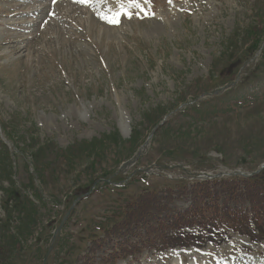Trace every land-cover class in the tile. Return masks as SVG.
<instances>
[{"label": "rangeland", "instance_id": "374dc122", "mask_svg": "<svg viewBox=\"0 0 264 264\" xmlns=\"http://www.w3.org/2000/svg\"><path fill=\"white\" fill-rule=\"evenodd\" d=\"M122 3L131 18L110 22ZM141 3L0 0V264H103L115 241L140 249L113 264H264V239L232 229L106 232L152 191L161 211L190 206L192 185L160 193L167 168L264 172V0Z\"/></svg>", "mask_w": 264, "mask_h": 264}, {"label": "trees", "instance_id": "16d2710c", "mask_svg": "<svg viewBox=\"0 0 264 264\" xmlns=\"http://www.w3.org/2000/svg\"><path fill=\"white\" fill-rule=\"evenodd\" d=\"M238 182L239 184H235ZM209 182L196 183L191 187L184 185H177L176 188H166L170 193L181 194L180 190H185V188H192L190 191L191 203L186 209H180L179 211H161V207L167 204L168 194L162 195L158 194L156 191H152L151 200L148 199L149 195L142 197V203L140 209L137 204L130 205V207H125L123 215L120 220L113 224L111 229H107L106 232L110 237L118 238L124 236L125 234H119L125 228H129V233L137 228L144 229V236L146 239H150L151 234L154 232L156 234L158 227L146 226L145 220L151 219L155 220V225H160V235L165 238L169 234H176L181 236L185 244H192L197 242V240L202 241V237L206 241L211 240L212 236L215 234L214 230L217 228L222 229H232L235 232H239L242 235H247L249 239L256 242L258 239H264V230L261 226L262 221H264V172L261 174L253 175L249 178H232V179H216L214 185H219L216 191L208 186ZM242 184L243 187L241 191L239 185ZM160 190V193L163 191ZM159 195L160 198H157ZM177 196V195H175ZM174 196V197H175ZM244 198L247 200L248 204L238 203L243 201ZM236 202V204L230 206L227 201ZM157 208L154 215L148 218H144L150 212L154 211L150 207V202L154 201ZM161 211V212H159ZM167 213V214H164ZM163 215V216H162ZM175 215V217H172ZM162 216V217H161ZM202 227L200 231L196 229L195 231L201 233L198 235L191 234L188 231H183L185 227ZM256 229V230H255ZM227 235V234H222ZM159 237V236H158ZM260 237V238H259ZM190 239V240H188ZM172 242V241H171ZM216 244H220L219 241L215 240ZM144 245H148L144 243ZM110 246L109 248H106ZM170 246V245H169ZM160 248H167L165 245L154 246ZM105 251L103 252V258L101 261L103 264H113L115 259L120 255L123 256L131 254L133 250L140 249L137 246L129 242H119L107 244L104 246ZM100 249V248H98ZM97 249V250H98ZM93 256L95 253L92 252Z\"/></svg>", "mask_w": 264, "mask_h": 264}, {"label": "snow or ice", "instance_id": "6c2138e0", "mask_svg": "<svg viewBox=\"0 0 264 264\" xmlns=\"http://www.w3.org/2000/svg\"><path fill=\"white\" fill-rule=\"evenodd\" d=\"M145 3L149 2V0H144ZM169 2H171V0H169ZM127 3L132 5L133 7H138L141 8L142 11H147L144 7L143 4L141 3V0H127ZM122 7V11L120 13H116L112 19L110 20V22L112 23H118L119 20L117 19L118 16L121 15H127L129 18H131L132 13L123 5V3L121 4ZM154 15V13L152 14ZM107 18V17H105Z\"/></svg>", "mask_w": 264, "mask_h": 264}, {"label": "bare ground", "instance_id": "6f19581e", "mask_svg": "<svg viewBox=\"0 0 264 264\" xmlns=\"http://www.w3.org/2000/svg\"><path fill=\"white\" fill-rule=\"evenodd\" d=\"M20 1H21V2H24L25 0H20ZM27 3H28V2H27ZM65 3H66V1H65ZM20 4H21V3H20ZM24 4H25V3H24ZM59 4H60L59 1H56L55 5L57 6V5H59ZM66 4H67V3H66ZM21 5H22V4H21ZM62 5H63V2H62ZM18 6H19V4H16L15 8L13 9V12H10V11H9L11 15H13V16H17L18 13H17V10H16V9L18 8ZM60 6H61V5H60ZM71 7H72V6H71ZM91 11H92V10H91ZM15 25H16V27H17L16 29H19L18 27L21 25V23H20V22H16ZM9 33H10V32H9ZM7 35H8V34H7ZM9 38H10V37H9ZM5 40H6V39H5ZM23 41H24L23 39H17V40H16L17 43H15V44L18 45V46H20L19 44H20V43H23ZM8 42H10V41H8ZM15 47H16V46H15ZM27 47H28V43H27L26 45L23 46V48H27ZM16 48L19 49L20 47H16ZM121 129L123 130L124 133H127V132L129 131V126H128V124H127L126 122L123 121V123L121 124Z\"/></svg>", "mask_w": 264, "mask_h": 264}, {"label": "water", "instance_id": "95a60500", "mask_svg": "<svg viewBox=\"0 0 264 264\" xmlns=\"http://www.w3.org/2000/svg\"><path fill=\"white\" fill-rule=\"evenodd\" d=\"M127 164H129V162H128V163H126V165H127ZM69 213H70V211H69ZM59 230H60V227L57 229V231H59ZM54 236H55V235H54Z\"/></svg>", "mask_w": 264, "mask_h": 264}]
</instances>
